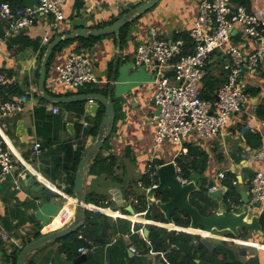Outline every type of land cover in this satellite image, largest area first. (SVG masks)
Listing matches in <instances>:
<instances>
[{"label":"crops","instance_id":"1","mask_svg":"<svg viewBox=\"0 0 264 264\" xmlns=\"http://www.w3.org/2000/svg\"><path fill=\"white\" fill-rule=\"evenodd\" d=\"M10 1L17 11L33 8L37 3V0ZM144 1L66 0L61 21H55L51 15H38L31 26L20 30H9L7 24L0 20V70L5 79L9 75V83L24 91L15 97L28 93L21 110L0 117V124L3 125L1 137L16 162L12 174L0 182V264L13 263V251L22 246L23 238L36 231V224L42 226L41 233H46L59 228L71 218L75 199L73 193L66 191L69 178L73 174L71 157L80 145L82 128L89 124L99 109L104 110L100 105L94 115H89L85 111V102L82 113L78 112L76 105L40 102L37 83L39 51L28 40L39 39L40 44H48L55 36L74 28H96L100 22L124 13ZM197 15L198 0H158L130 24L123 44L118 46V37L110 35L93 41L88 48L81 49V53L91 58L97 79L83 89L92 85L99 89L95 93L110 96L115 110L112 132L98 152L108 160L103 163L102 173H93L92 165L98 157L97 154L90 163L84 181L86 197L91 196L95 200L86 202L87 209L105 215H111L107 214V210H112V227L106 231L108 240L104 244L88 241L93 250L87 253V260L90 255L102 259V264H170L167 260L168 252L159 247L161 233L156 232L160 230L158 227L183 230L174 223L173 228H168L167 221L149 219L150 205L146 194V208L142 210L137 195L144 191L146 193L141 178L146 176L144 172L149 164L157 166L161 164L159 161L164 163L170 160L176 164V157L187 152V144H193L204 150L208 157L202 177L208 184L211 183L209 187L222 189L221 202L214 200V210L226 208L222 203L226 188L221 184L220 173L226 175L230 170L236 177L240 191V203L231 204V208L240 210L251 206L260 222V230L249 231L248 240L218 235L215 237L218 241L226 240L222 244L224 247H236L239 262H246L250 258V264H264V201L256 207L257 202H253L251 191V180L255 173L264 172V159L258 157V152L264 150V116L257 112L258 106L264 104V70L258 67L244 74V108L230 118L217 136L201 139L192 133L180 143L165 139L162 145H155V125L151 118L157 112L153 101L155 76L148 68L135 64V49L146 40L151 28L156 29L159 38L173 40L175 32L189 31ZM79 43L72 42L54 55L45 82L46 90L52 96L77 94L70 93L57 83L54 65L63 63L76 51ZM230 44L245 53L257 48L254 40L242 38L239 32H235L230 38ZM225 59H229V54L218 57L213 55L206 68V75L218 79L219 86L226 79L227 70L222 65ZM102 90H106V93ZM53 106H57L59 112L53 113ZM68 124H71V128ZM250 133L259 134L262 145L251 147L247 139ZM94 138L91 135L85 139L83 156ZM35 144L40 147L39 153L34 152ZM176 167L177 176L181 177L177 164ZM39 185L43 186L42 189H32ZM51 193L58 196L53 197ZM128 207L133 209V213L127 210ZM156 209L153 210L154 213L162 214L157 207ZM64 218V221L49 228L54 220ZM4 235L7 237L4 238ZM166 240L163 238L161 242ZM139 241H144L146 250H143ZM227 241H239L241 244ZM193 243L196 244L197 241L193 240ZM202 243L205 250H213L212 242L206 240ZM218 244L219 242L215 243ZM247 245L259 249L249 254L247 249L250 248ZM58 247V242L42 246L28 257L26 264H75L74 259L81 254L78 249L77 254L70 260ZM193 261L201 264V258H193ZM207 261L204 264H215L213 260Z\"/></svg>","mask_w":264,"mask_h":264},{"label":"built area","instance_id":"2","mask_svg":"<svg viewBox=\"0 0 264 264\" xmlns=\"http://www.w3.org/2000/svg\"><path fill=\"white\" fill-rule=\"evenodd\" d=\"M65 2L37 0L35 7L20 11H14L8 3L1 2L0 20L7 24L9 30L31 26L38 15H51L55 21H61ZM235 32H239L244 39L254 40L257 48L245 53L231 45L230 38ZM188 33L191 47L182 55L183 45L186 44L184 40L159 38L155 28L150 29L146 40L135 49V64L148 68L155 76L153 101L157 112L151 118L155 125L154 140L157 147L165 139L180 143L192 133L201 139L217 136L230 118L244 108V74L258 67L264 70V0H249V6L233 0H198V15ZM227 54L229 59L222 63L227 70L225 81L214 91L213 100L203 98V81L212 56ZM54 70L57 83L69 92L97 80L91 58L83 53L70 54L63 63L55 64ZM4 79L0 70V85ZM24 99L25 95L0 99V117L21 110ZM52 112H59V108L53 106ZM1 130L3 125L0 124V182L12 174L16 165L1 137ZM33 149L36 153L40 152L38 144ZM258 157L264 159V150L258 152ZM156 167L149 164L144 174L153 175ZM224 177L225 174L220 173V179ZM178 179L181 183L188 182L182 177ZM214 189L216 186L209 187V190ZM251 189L254 203L264 201L263 171L255 173ZM92 250V245L78 248L84 254Z\"/></svg>","mask_w":264,"mask_h":264},{"label":"trees","instance_id":"3","mask_svg":"<svg viewBox=\"0 0 264 264\" xmlns=\"http://www.w3.org/2000/svg\"><path fill=\"white\" fill-rule=\"evenodd\" d=\"M233 1L244 6H249V0H233ZM1 2H6V3L8 2L11 8L14 11H16L14 4L10 0H0V3ZM122 14L123 12L117 14L116 16H111L106 21L100 22L97 25V27L112 23ZM132 22L127 23L125 26L119 29L117 37L121 44H123V42L127 38L128 28ZM110 35L116 36L115 34H110ZM110 35H106V36H110ZM101 37L104 36L90 37L87 39L78 37L71 40L60 42L52 52V55L47 63V67H46L47 72L50 70V66L54 58V55L66 45L75 41H79L80 42L79 44L81 46L79 45V47H76L75 49L76 51H73L72 53H81L82 52L81 49L88 48L93 41ZM172 39L174 41L183 39L186 44L183 45V52L181 53V55L188 52L189 47H191V37L189 36L188 32H175L172 36ZM28 41L34 46L35 49L39 51L38 61H40L43 52L47 46V43L40 44L39 39L36 40L29 39ZM8 77L9 75L6 76L5 81L0 85V98L2 100L11 99L15 96H19L24 93V91L20 90L17 85H13L12 83H9L8 82L9 80L7 79ZM218 86H219L218 79H216L213 76L206 75L203 81L202 97L212 100L214 98L213 93L215 89L218 88ZM97 91H99V89L94 88V86L91 85V87H86L84 89L79 88L77 91L74 92L90 93ZM102 92L106 93V90H102ZM25 96L27 97L28 93L25 94ZM38 97L40 102H44V100L40 96ZM64 105L65 106L76 105L78 106L77 108L78 112L79 113L83 112V102L66 103ZM37 111H38V107H36V112ZM103 112H104L103 108L99 109L96 115L90 119L89 124L82 128L81 139L79 140L80 145L77 146V148L73 151V156L71 157V161H72L71 169L73 171V174L69 178V187L66 188V191L70 194L73 193L74 172L76 171L77 165L83 156L85 139L88 136L92 135L95 137L97 135L100 122L103 116ZM257 112L259 115L264 116V104H260L258 106ZM247 139L250 142L251 147H259L260 145H262V137L259 134L250 133L247 135ZM106 141L107 139L104 141V143H106ZM207 159L208 157L206 152L193 144H187V152L182 153L181 155L177 156L175 159L176 164L180 169L179 170L180 176L189 181L194 179L196 180V183L199 185L198 187L200 188V190H196L190 194V201L200 210L202 214H209L215 211L214 210L215 201L213 199L206 197L205 194L206 191L208 190V187L211 186V183L208 184L206 180L202 177L204 170L206 168ZM107 160L108 158L103 157L101 154H98V157L96 158L95 162L92 165V172L96 174L102 173L103 163L106 162ZM158 163H162V162L159 161ZM141 181H142L141 184L144 187H149L155 184L156 183L155 173L151 176L150 175L143 176V178H141ZM221 184L226 188L224 194L222 195V203L225 204L224 206L226 207V209H230L231 204L236 205L240 203V191L234 173L228 170L226 172L225 177L222 179ZM51 194H53V197L58 196L56 193H51ZM156 196L157 198H161L162 200H167L169 197V192L168 190H164L163 192L158 193ZM137 197H138L137 199L138 204L141 206L140 210L146 208L145 192H142L140 195H137ZM94 201L95 200L93 197L91 196L86 197V202L90 203ZM148 218L156 221L166 222L162 214L158 215L154 213L153 215H148ZM61 221L62 220L60 219L54 220V222H52L49 225V228H52ZM173 223L178 225L180 227V230H184L185 229L184 227H188L189 220L184 212L175 211L173 213ZM111 227L112 226L108 222L105 214L86 209L83 215V225L79 227L75 232H72L62 238H59L55 242L59 243V247H58L59 251L64 253L66 257L71 260L77 254V249L80 246L89 245L88 241L104 244L108 240V237H106L107 236L106 231L111 229ZM41 228L42 226L40 224H36L35 225L36 231L33 234H31L29 237L27 236L26 238L22 239V246L17 248L15 251H13L12 264H15L17 254L26 243L44 234L40 232ZM158 228L160 230L156 233H161V236L159 237L160 246L159 245L158 246L168 252L167 260L170 264H196L195 261H193V258H197V257L201 258V264H204L205 260L208 261L213 260L215 264H250L252 262L250 258L246 262H239L237 260L238 258L237 252L235 251L236 247L233 248L224 247L222 244L226 242L223 240L218 241L210 238H202L199 234H192L190 232H186L185 230L178 231L174 229L167 230L162 227L161 228L158 227ZM153 229L156 228L154 227ZM221 233L233 238L248 240L249 231L243 229L242 232H239L237 236L230 232H221ZM79 235H82L83 237L80 238ZM163 238L167 239L166 241H168L169 243H166V241L161 242ZM193 240H196L197 243L194 244ZM206 240L212 242L213 244L212 251L205 250L204 243L202 242ZM216 242H219V244L215 245ZM139 244L140 246H142L143 250H146L144 241H139ZM219 255H221V257H219ZM83 264H102V259L94 258L89 255V259L83 262Z\"/></svg>","mask_w":264,"mask_h":264},{"label":"water","instance_id":"4","mask_svg":"<svg viewBox=\"0 0 264 264\" xmlns=\"http://www.w3.org/2000/svg\"><path fill=\"white\" fill-rule=\"evenodd\" d=\"M158 0H145L141 4L133 7L132 9L124 12L120 17L112 23L96 27L84 28L78 27L73 30L55 36L46 46L43 55L40 59L38 69V91L40 97L49 103H72V102H85V111L89 115H94L100 105L104 107V113L100 122V126L94 141L85 152L77 165L73 182V195H74V210L71 218L59 228L46 232L41 236L32 239L26 243L16 256L15 264H26L28 257L42 246L55 242L57 239L62 238L72 232H75L83 225V215L86 207V195L84 193V181L89 171L90 163L96 158L100 148L103 146L104 141L111 134L115 123V110L113 101L110 96H105L100 93H77L66 96H52L49 94L45 87L47 76V63L52 55V52L60 42L71 40L74 38H90L98 36H106L115 34L118 36L120 28L137 19L142 14L146 13ZM120 41L117 40L119 46ZM96 115V114H95ZM94 115V116H95ZM71 128V124H68ZM177 167L173 160L161 163L155 170L156 183L151 185L146 192V199L149 205L154 204L163 214L165 220L173 223V211L184 212L189 220L188 227L195 228L207 232H230L238 235L241 229L252 232L260 230V222L258 215L253 212L251 206H246L244 209L235 210L233 207L230 209H219L209 214H202L200 210L191 203L190 194L196 190H200L194 180L186 183H181L177 176ZM42 185L32 187L34 190L42 189ZM168 190L169 197L167 200L157 198V194ZM206 197L221 202L222 189L216 188L214 190H207ZM260 202H257V206ZM127 210L133 213V209L128 207ZM108 222L112 223V216L106 215ZM87 261V254L81 253L75 259L74 263L79 264Z\"/></svg>","mask_w":264,"mask_h":264},{"label":"rangeland","instance_id":"5","mask_svg":"<svg viewBox=\"0 0 264 264\" xmlns=\"http://www.w3.org/2000/svg\"><path fill=\"white\" fill-rule=\"evenodd\" d=\"M201 203H203V202H201ZM223 205H225V204H223ZM65 220V218L62 220V221H64ZM187 232V231H186ZM224 232H227V231H224ZM242 232V231H241ZM212 233L214 234V235H218V236H224V237H230V236H226V235H224L223 233H217L216 231H212ZM192 234H195V233H192ZM202 238H211V239H214V240H219V239H217V237H215V236H203V235H201V234H199ZM248 235H249V233H248ZM230 238H233V237H230ZM237 239V238H236ZM226 241V240H225ZM252 242H256L255 240H251ZM209 242V241H208ZM228 243H230V242H232V243H236V244H241V242H233V241H227ZM248 247L247 248H250V249H247V252L250 254V253H252V252H257V250L259 249V247H255V246H252V245H247Z\"/></svg>","mask_w":264,"mask_h":264},{"label":"bare ground","instance_id":"6","mask_svg":"<svg viewBox=\"0 0 264 264\" xmlns=\"http://www.w3.org/2000/svg\"><path fill=\"white\" fill-rule=\"evenodd\" d=\"M107 214H111L113 215V211L112 210H107ZM175 225L172 223H169V227L168 228H173ZM185 231L190 232V233H195V234H201L203 236H217L214 235L212 232H207V231H203V230H199V229H195V228H190V227H184Z\"/></svg>","mask_w":264,"mask_h":264},{"label":"flooded vegetation","instance_id":"7","mask_svg":"<svg viewBox=\"0 0 264 264\" xmlns=\"http://www.w3.org/2000/svg\"><path fill=\"white\" fill-rule=\"evenodd\" d=\"M153 210H157V209H156V206H154V205H150V206L148 207V212L150 211V212H149L150 215H153V214H154L155 211H153ZM151 211H152V214H151ZM174 212H175V211H173V213H174ZM173 213H172V214H173ZM172 217H173V215H172Z\"/></svg>","mask_w":264,"mask_h":264},{"label":"clouds","instance_id":"8","mask_svg":"<svg viewBox=\"0 0 264 264\" xmlns=\"http://www.w3.org/2000/svg\"><path fill=\"white\" fill-rule=\"evenodd\" d=\"M70 93H71V92H70ZM157 167H158V165H157ZM157 167H156V168H157ZM156 168H155V170H156ZM154 173H155V172H154ZM149 187H150V186H149ZM149 187H144V188L146 189V192H147V190H148ZM208 190H209V188H208ZM144 192H145V191H144ZM145 194H146V193H145ZM152 205H153V204H152ZM183 231H184V230H183ZM217 233H220V232H217Z\"/></svg>","mask_w":264,"mask_h":264}]
</instances>
